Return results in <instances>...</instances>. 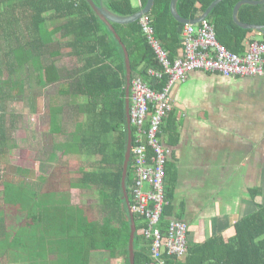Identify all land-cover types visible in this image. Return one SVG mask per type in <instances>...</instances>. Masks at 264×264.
Wrapping results in <instances>:
<instances>
[{
    "label": "trees",
    "instance_id": "obj_1",
    "mask_svg": "<svg viewBox=\"0 0 264 264\" xmlns=\"http://www.w3.org/2000/svg\"><path fill=\"white\" fill-rule=\"evenodd\" d=\"M93 1L121 18L138 14L148 4V0H140V7H135L134 0ZM172 1L155 0L150 17L156 40L175 62L183 56L184 26L172 15ZM216 1L180 0L177 10L182 19L196 21ZM244 1H224L207 21L215 28L218 42L237 56L245 54L251 37L261 36L264 42L263 34L242 30L234 23L235 8ZM238 18L244 25L264 28V5L245 6ZM113 27L128 50L133 77L154 84L150 71L162 73L163 68L144 37L140 22ZM0 41L5 50L3 59L12 75L34 64L43 73L44 86L59 85L61 95L84 100L71 109L75 119L84 117V121L76 123L72 141L56 146V150L65 159H93L81 169V178L70 188L98 192L101 215L93 221L82 207L71 206L56 193L40 194L23 181H8L0 207V256L14 254L21 264H53L48 259L55 252V264H92V255L102 252L119 262L115 264H130L131 219L122 190L128 130L126 59L121 45L86 0H0ZM64 52L77 61V67L67 73L55 64ZM161 82L166 84L168 78ZM4 98L6 95L0 90V107ZM66 113L64 107L50 109L53 135L62 133L60 120ZM176 128L174 125L170 130L175 143ZM8 150L5 115L0 111V158ZM165 181L168 205L161 222L163 232L172 220L180 218L173 206L177 175L170 165ZM135 182L131 161L127 188L132 205ZM251 202L255 210L234 226L233 237L220 235L189 245L186 260L171 259L167 264H264V189H251ZM8 214L14 216L15 230L9 226ZM135 219L136 264H149L151 242L141 235L143 221L138 216Z\"/></svg>",
    "mask_w": 264,
    "mask_h": 264
},
{
    "label": "crops",
    "instance_id": "obj_2",
    "mask_svg": "<svg viewBox=\"0 0 264 264\" xmlns=\"http://www.w3.org/2000/svg\"><path fill=\"white\" fill-rule=\"evenodd\" d=\"M172 101L161 140L177 175L176 219L189 225V245L231 238L255 210L251 187L264 189V78L195 72L175 87Z\"/></svg>",
    "mask_w": 264,
    "mask_h": 264
},
{
    "label": "built area",
    "instance_id": "obj_3",
    "mask_svg": "<svg viewBox=\"0 0 264 264\" xmlns=\"http://www.w3.org/2000/svg\"><path fill=\"white\" fill-rule=\"evenodd\" d=\"M140 25L163 72L150 71L154 84L141 77L132 78L131 123L135 130L132 164L135 185L132 188V211L144 224L141 235L151 242L149 264L184 261L189 253V225L174 219L165 232L161 229L166 201V168L169 151L162 143L165 122L173 112L172 94L176 86L186 83L192 73L218 75L223 78H264V42L246 43L243 56L230 53L217 40L215 28L207 21L185 25L182 33L183 56L172 62L155 38L150 15ZM168 78L166 84L162 79ZM146 187L149 191H145Z\"/></svg>",
    "mask_w": 264,
    "mask_h": 264
},
{
    "label": "rangeland",
    "instance_id": "obj_4",
    "mask_svg": "<svg viewBox=\"0 0 264 264\" xmlns=\"http://www.w3.org/2000/svg\"><path fill=\"white\" fill-rule=\"evenodd\" d=\"M135 7L137 1H133ZM4 48L0 41V90L4 92L2 113L5 115L9 137V150L0 158V207L3 206V187L8 181H23L26 187L43 193H56L73 207H82L88 217L99 220L100 198L98 192L72 190L70 185L81 178V169L87 168L92 158H62L56 146L72 141L76 123L71 109L84 100L68 98L60 93V86H44L39 66L29 65L12 75L6 66ZM56 66L67 73L77 67V61L70 59L67 52L55 61ZM64 107L66 114L60 120L61 134L51 132L50 109ZM25 172L22 175L19 172ZM19 173V174H18ZM252 186V185H251ZM256 186V185H253ZM255 187H251L253 189ZM258 201H261L258 199ZM255 205H251V211ZM9 212V211H8ZM9 226L15 230V220L8 214ZM12 231V230H10ZM16 255L0 256V264H21ZM53 264L58 255L51 253L48 259ZM15 261V262H14ZM92 264H115L106 253H95Z\"/></svg>",
    "mask_w": 264,
    "mask_h": 264
},
{
    "label": "water",
    "instance_id": "obj_5",
    "mask_svg": "<svg viewBox=\"0 0 264 264\" xmlns=\"http://www.w3.org/2000/svg\"><path fill=\"white\" fill-rule=\"evenodd\" d=\"M88 4L91 6L97 17L108 27V29L111 31V33L114 35L118 43L121 45L125 59H126V74H127V86H126V115H127V130H128V144H127V153H126V160L124 164V172H123V179H122V190L124 199L128 208V212L130 214L131 219V237H130V246H129V252L130 257L129 261L130 264H136V250H135V241H136V235H137V224L135 215L132 211V204L131 199L128 193L127 188V180L129 176V168L132 161V149L134 145V134L132 129V123H131V86H132V78H133V71L131 67L130 62V55L128 53L127 48L123 44L121 38L118 36L116 30L114 29L113 25H132L135 23L140 22V20L148 15H151L155 6V0H148V4L141 12L138 14L130 17V18H121L113 13H111L108 9H106L103 5L101 7L97 6L93 0H86ZM180 0H173L171 5V11L174 19L180 24V25H191L196 26L199 24H203L204 22L208 21L209 17L211 16L212 12L221 5L226 0H217L209 9L208 11L199 19L196 21H187L182 19L179 16L177 7ZM257 6V5H264V0L262 1H253V0H246L244 2H241L237 5L234 11V23L245 31H255L259 32L264 35V28L259 26H250V25H244L240 23L239 21V12L240 10L245 6Z\"/></svg>",
    "mask_w": 264,
    "mask_h": 264
}]
</instances>
